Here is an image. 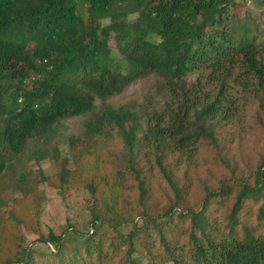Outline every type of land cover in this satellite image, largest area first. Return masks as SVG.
I'll list each match as a JSON object with an SVG mask.
<instances>
[{
	"label": "trees",
	"instance_id": "1",
	"mask_svg": "<svg viewBox=\"0 0 264 264\" xmlns=\"http://www.w3.org/2000/svg\"><path fill=\"white\" fill-rule=\"evenodd\" d=\"M150 75L165 94L151 114L107 101ZM199 75L218 84L211 101L198 100ZM230 80L257 103L264 141V0H0V264H264V151L233 165L218 154ZM97 106L68 156L30 149ZM207 145L210 179L198 181ZM28 152L68 167L18 173ZM42 183L90 196L88 228L68 225L72 243L38 234L47 251L20 231L39 232Z\"/></svg>",
	"mask_w": 264,
	"mask_h": 264
},
{
	"label": "rangeland",
	"instance_id": "2",
	"mask_svg": "<svg viewBox=\"0 0 264 264\" xmlns=\"http://www.w3.org/2000/svg\"><path fill=\"white\" fill-rule=\"evenodd\" d=\"M112 48L115 47L113 40L109 41ZM197 78L195 74L187 75L188 86L191 87L193 81ZM33 77H29L24 81L25 86H30L33 82ZM193 85V84H192ZM10 87H6L5 101L10 95ZM219 87L217 82L210 81L204 76L199 75L198 81V100L201 102L203 99L211 101L215 95L218 94ZM225 95L224 116L220 118L219 130L216 132L218 142V154L220 157L227 154L230 165L236 162H241L242 159H248L246 164L250 162L255 156L260 155L264 151V141L258 136L257 125L258 119L261 114L257 103L249 96L248 88L245 83L238 84L232 80L225 85L222 89ZM165 96L164 90L160 85V81L156 77L150 75L144 78L132 81L125 89L109 98L107 101L113 106L121 104H133L136 109L145 110L151 114L152 110L161 107L162 99ZM97 105L99 101L96 102ZM99 112L97 106L91 114L65 118L58 122L55 134L52 139L47 143L45 141H31L29 147L31 150L41 149L48 153L52 151L53 147H57L60 156L66 157L69 154L68 139L70 136H84V123L93 117L94 114ZM166 113L165 110H163ZM108 133V132H107ZM113 130H109L105 136L107 143L112 141ZM198 151V181L210 179L211 166L210 161L203 159L204 155L209 156L214 153L213 147L207 145ZM204 165L203 168L201 166ZM67 164H56L53 158L45 156L38 161L30 157L28 152L24 155L22 162L16 166L17 172H29L40 168L44 176H50L67 169ZM242 167V166H238ZM245 169H249L248 165L244 164ZM201 168V169H200ZM200 169V170H199ZM217 170L213 171L216 173ZM248 173V172H246ZM38 191L43 196V211L38 218L40 226L39 232L33 229H24L20 227L21 233L24 235L23 244L29 245L32 249L40 251H47L48 244L44 242H35L38 234L47 237L48 230H52L56 234L64 235L65 239L72 243L75 236L72 232L67 233L68 225L80 231H85L89 226V213H88V199L89 193L82 188L74 190H60L48 184L42 183L38 186ZM155 192V189L152 190ZM156 193V192H155ZM20 192L14 188L11 196H19ZM165 199L159 200L158 204L163 205ZM11 206V202L8 204ZM2 209H4L2 207ZM131 227L130 224L121 225L119 230L123 233L127 232ZM100 230L104 233L110 234L111 231L107 226H101Z\"/></svg>",
	"mask_w": 264,
	"mask_h": 264
}]
</instances>
